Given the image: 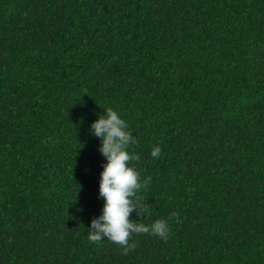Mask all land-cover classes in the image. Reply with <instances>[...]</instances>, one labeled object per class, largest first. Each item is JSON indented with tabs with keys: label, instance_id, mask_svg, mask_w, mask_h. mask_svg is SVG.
<instances>
[{
	"label": "trees",
	"instance_id": "trees-1",
	"mask_svg": "<svg viewBox=\"0 0 264 264\" xmlns=\"http://www.w3.org/2000/svg\"><path fill=\"white\" fill-rule=\"evenodd\" d=\"M108 107L170 228L127 255L88 239ZM0 264H264V0H0Z\"/></svg>",
	"mask_w": 264,
	"mask_h": 264
},
{
	"label": "clouds",
	"instance_id": "clouds-1",
	"mask_svg": "<svg viewBox=\"0 0 264 264\" xmlns=\"http://www.w3.org/2000/svg\"><path fill=\"white\" fill-rule=\"evenodd\" d=\"M93 136L99 138V153L105 158L99 180V198H103L101 214L91 219L88 239L99 243L107 239L122 249V254L135 250L137 244L130 242L133 234H151L166 241L170 236L168 220L157 219L145 224L144 217L149 212V204L140 193L146 189L151 177L141 178L133 166L140 156L128 151L131 145L138 143L129 131L128 123L112 107L90 124ZM82 147V145H80ZM162 149L153 145L150 155L159 158ZM135 212L138 219L130 216ZM172 213L169 219L177 217Z\"/></svg>",
	"mask_w": 264,
	"mask_h": 264
}]
</instances>
